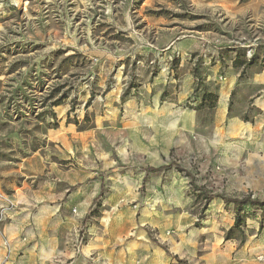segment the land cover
<instances>
[{"label": "crops", "instance_id": "1", "mask_svg": "<svg viewBox=\"0 0 264 264\" xmlns=\"http://www.w3.org/2000/svg\"><path fill=\"white\" fill-rule=\"evenodd\" d=\"M176 50L198 72L159 63L123 100L124 82L98 85L77 124L0 161V264H264V212L240 205L234 227L237 204L264 181V55L242 80L220 70L219 49L201 58L189 39ZM242 86L252 93L232 100ZM242 155L247 166H229Z\"/></svg>", "mask_w": 264, "mask_h": 264}, {"label": "rangeland", "instance_id": "2", "mask_svg": "<svg viewBox=\"0 0 264 264\" xmlns=\"http://www.w3.org/2000/svg\"><path fill=\"white\" fill-rule=\"evenodd\" d=\"M189 39L200 42L201 58L219 49L220 70L243 80L256 53L264 55V0H0V161L27 157L46 146L48 130L77 124L76 112L100 97L98 85L124 82L125 98L159 63L198 72L197 59L169 54ZM246 93L250 87H236L231 98ZM248 159L230 156L229 166ZM172 165L185 172L177 159ZM256 184L255 198L248 192L241 201L264 212V181Z\"/></svg>", "mask_w": 264, "mask_h": 264}, {"label": "trees", "instance_id": "3", "mask_svg": "<svg viewBox=\"0 0 264 264\" xmlns=\"http://www.w3.org/2000/svg\"><path fill=\"white\" fill-rule=\"evenodd\" d=\"M121 100H123V97L121 98ZM215 102H216V97L215 96H213L211 94L204 93L203 97H202V100H201V106L202 107L206 106L207 110L211 111V109L213 108ZM250 204L255 205L256 202L254 201V203H253V201L248 200V197L245 198L242 201H239V203L237 204L238 207L236 209V218H235V222H234V227H239L241 225V223H242V219H241L240 214H239V212H240V207L239 206L240 205L249 206ZM91 213L94 214L95 211H92Z\"/></svg>", "mask_w": 264, "mask_h": 264}, {"label": "built area", "instance_id": "4", "mask_svg": "<svg viewBox=\"0 0 264 264\" xmlns=\"http://www.w3.org/2000/svg\"><path fill=\"white\" fill-rule=\"evenodd\" d=\"M247 56H248L249 58L252 57V51H251V50H248V51H247ZM84 241H85V235H84V233L80 230V231H78V234H77V244H78V245H81V244L84 243Z\"/></svg>", "mask_w": 264, "mask_h": 264}]
</instances>
